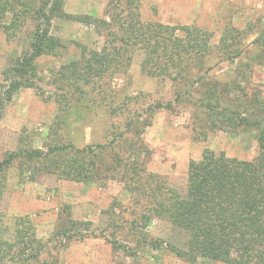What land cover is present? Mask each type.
Masks as SVG:
<instances>
[{"label":"trees","instance_id":"16d2710c","mask_svg":"<svg viewBox=\"0 0 264 264\" xmlns=\"http://www.w3.org/2000/svg\"><path fill=\"white\" fill-rule=\"evenodd\" d=\"M65 3L66 0H41L36 8L31 1L26 4L21 0H0V27L9 39L14 35L10 32L24 26L29 18L35 21L28 51L7 73L0 108L23 88L41 90L36 83L41 80L37 60L56 56L63 47L62 40L52 35L51 27L54 18H65L93 26L105 41L100 48L82 51L80 60L62 64L55 74L51 84L55 86V102L59 106V126L69 128L82 121V111L98 113L103 109L111 118H118L121 113L128 116L121 123L111 124L105 144L85 140L79 147L69 137L68 141H58L59 133L53 130L45 149L19 146L0 162V198L4 189L1 179L18 160H24L25 166L34 164L35 170L58 179L85 184L114 180L112 174L126 167L125 171L134 172L129 175L142 181L135 188V202L142 209L144 228L156 217L188 235L186 249H173L177 257L191 263L202 258L226 264H264V96L252 87L251 71L243 74L234 68L236 79L232 83L213 80L211 73L220 62L211 63L213 35L193 26L145 22L141 0H112L105 18L65 13ZM8 15L12 20L6 24ZM232 31L222 38L219 50L220 56L229 55L233 64L241 51H232L237 42ZM137 54L142 57L140 69L144 75L171 82L174 102L131 109V103L138 105V96L121 97L115 82L129 79ZM246 64L245 67L251 65ZM234 88L238 91L231 95ZM184 102L202 112L198 133L207 136L216 131L251 132L258 154L252 160H240L205 150L201 160L190 162L186 193L181 194L167 184L166 178L141 167V147L145 150L147 146L143 141L140 146L141 131L136 126L143 116ZM79 107L82 108L78 114ZM143 124L148 126L150 120ZM135 127L136 140L128 136ZM20 169L24 176L22 166ZM138 223V219L133 221L134 226ZM91 226L92 222L69 220L45 241L39 239L28 217L16 218L12 229L0 214V264H59L52 249L59 252L75 238L88 236ZM108 242L116 250L124 248L117 241Z\"/></svg>","mask_w":264,"mask_h":264},{"label":"rangeland","instance_id":"374dc122","mask_svg":"<svg viewBox=\"0 0 264 264\" xmlns=\"http://www.w3.org/2000/svg\"><path fill=\"white\" fill-rule=\"evenodd\" d=\"M21 1L26 4L31 1L36 8L41 2ZM111 1L66 0L64 10L73 15L105 18ZM141 15L145 22L193 26L210 32L213 35L211 63L220 61L211 73L212 79L232 83L236 79L234 68L243 74L251 71L252 87H257L264 96V0H141ZM11 17L7 16L6 24L11 23ZM34 27L35 21L29 18L24 26L10 32L14 33L10 39L0 27V105L7 86V73L28 51ZM231 29H234L232 32L237 35L238 42L232 51H241V56L233 64L228 59L229 55L221 57L219 50L222 38ZM51 33L62 40L63 47L56 56L37 60L41 80L36 83L44 96H41V90L23 88L11 102L0 108V162L10 152L17 151L19 146L45 149L53 130L59 133L58 141H68L69 137L79 147L85 140L105 144L109 141L106 137L111 124L121 123L128 116L121 113L118 118L114 115L111 118L103 109L98 113L82 111L85 116L82 121L69 128L59 126V106L55 102V86L51 84L55 74L62 64L80 60L82 51L100 48L105 37L99 35L93 26L65 18L53 19ZM257 55L260 57L253 59ZM141 59L140 54L135 56L128 80L115 82L121 90V97L138 96V105L131 103V109L157 102H174L171 82H160L144 75L140 69ZM248 62L250 67H245ZM237 82L240 81L237 79ZM237 91L234 88V92L229 93L235 95ZM202 117V112L189 102L174 103L171 109H160L143 116L141 124L136 126L141 131L140 146L143 141L148 150L146 152L141 147L144 163L141 167L166 178L167 184L181 194L186 193L190 162L201 160L205 150L225 153L240 160H252L258 154V145L251 132L216 131L201 135L197 131ZM146 120H150V124L145 127L143 123ZM136 127L133 133L128 134L135 140ZM127 156L122 155L124 158ZM24 163V160H18L1 179L4 189L0 198V214L12 229L16 218L28 217L35 225L39 239L46 241L69 220L92 222L91 234L75 238L59 252L52 249L59 264H226L202 258L191 263L177 257L173 249H186L188 235L166 220L154 217L144 228L140 218L142 209L135 202V197H138L135 188L142 181L129 175L134 172L125 171L126 167L112 174L114 180L85 184L58 179L56 175L35 170L34 164L25 166ZM21 166L24 176L21 175ZM135 219L139 220L136 226L133 225ZM108 240L117 241L124 248L116 250ZM153 243H158L159 248H155Z\"/></svg>","mask_w":264,"mask_h":264}]
</instances>
